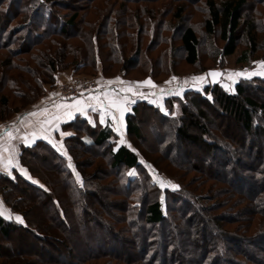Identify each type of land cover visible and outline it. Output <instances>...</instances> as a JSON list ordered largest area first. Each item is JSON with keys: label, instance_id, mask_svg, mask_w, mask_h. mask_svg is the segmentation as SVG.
I'll return each instance as SVG.
<instances>
[{"label": "trees", "instance_id": "obj_1", "mask_svg": "<svg viewBox=\"0 0 264 264\" xmlns=\"http://www.w3.org/2000/svg\"><path fill=\"white\" fill-rule=\"evenodd\" d=\"M77 1L0 0V122L51 96V87L67 79L58 77L63 72L101 78L120 75L127 81H133L128 75L133 71L145 72L141 79L159 83L174 72L179 59L195 66L199 63V24L211 61L231 56L243 45L237 62L250 63L255 58L264 62V0H191L200 15L195 24L190 22L193 15L184 0L164 1L159 6L147 4L152 0H140L147 3L131 10L127 1L137 0H117L116 4L115 0H79L82 4L72 5ZM165 13L169 22L163 19ZM162 30L168 36H163ZM217 32L220 46L213 42ZM152 48L159 53L154 59L146 55ZM19 83L24 87L22 92ZM218 83L210 84L204 93L186 90L180 98L164 96L167 112L157 104L136 100L125 115V136L132 147L117 145V136L107 125L90 126L77 116L63 125L74 133L62 139V151L43 139L20 145L18 162L28 176L15 169L10 174L0 172V199L23 223L0 216V235L8 239L16 233L33 241H47L31 223L34 208L20 207L24 200L32 203L31 193L49 205L53 227L69 230L72 216L85 238H97L99 227L104 226L110 237L118 235L121 242L138 248L134 260L129 254L123 261L119 259L124 264H264V101L245 91L264 87V78L258 84L237 82L233 92L223 91ZM4 88L13 91L16 105L9 106ZM172 101L179 105L177 116L170 113ZM205 108L232 111L244 134L227 136L218 127L211 133L201 123ZM139 111L151 114L157 128L167 132L158 133L155 143L145 151L156 154L182 176L194 172L196 178L185 184L135 144L134 140L142 139L138 122L149 121H134ZM250 135L263 143L255 144ZM174 141L193 148L196 157L203 160L201 164L182 162ZM216 154L224 159L216 160ZM83 157L88 160L85 164H81ZM99 158L101 163L96 161ZM33 162H47L53 175H40ZM90 163H94V170L87 171L83 166ZM145 163L171 181V188L160 189ZM130 172L135 174L130 176ZM106 178L110 180L105 182ZM57 186L65 192L62 201L54 193ZM102 188L115 199L114 208L106 210L99 205L95 196ZM108 221L115 231L106 226ZM54 245L52 253L58 257L51 259L54 264H120L113 259L117 255L110 258L103 251L63 261L59 258L64 252ZM46 253L50 258L51 253Z\"/></svg>", "mask_w": 264, "mask_h": 264}, {"label": "rangeland", "instance_id": "obj_2", "mask_svg": "<svg viewBox=\"0 0 264 264\" xmlns=\"http://www.w3.org/2000/svg\"><path fill=\"white\" fill-rule=\"evenodd\" d=\"M74 1V0H71ZM108 1H113L114 0H101V3H105ZM164 1H169V0H152L150 2H146V1H138L136 3L133 2H128L127 1V7H129V10L133 9V7L135 6H139V4L141 3H147L148 5L154 4L156 6L161 5L162 2ZM172 1V0H171ZM169 1V2H171ZM82 1H77L75 3H73L72 5L74 6H79ZM97 3V2H96ZM118 3L117 0H115V4ZM184 3L186 4V6L188 7L189 11L192 13L193 18L190 19V22L193 24L198 23L200 21V15L198 14L197 11H195L194 9V5L195 2L194 1H189V0H184ZM199 5V4H198ZM196 5V6H198ZM81 10V8H80ZM82 12V11H80ZM129 14V13H128ZM163 19L166 22L170 21V16L166 15V13L163 15ZM114 17L111 18V21L113 22ZM198 32L200 34V46H199V63L195 66H189L187 64H185L183 61H181L180 59L176 62V65L173 66L174 72H172L171 74L168 75V77H166L163 81L156 83L154 81H152L149 78H140L145 72H141V73H137V72H132L130 74H128L129 76L133 77V84H135L136 82H143V81H147V80H151L152 84L155 85V87L149 86V85H145V86H138V87H134V92L137 93H143V91H146L144 93V95L146 96V98H152V96H154L152 98V100H159L162 101V99L164 98V96L167 97H171V96H176V97H181L183 92L186 90H196V91H200L202 93H204V89L208 88L210 86V81L207 75V71L210 69H215V70H220L222 72L221 78L219 80V87L225 91V92H233L234 91V87L235 84L237 82H241V81H251L252 83H257L258 84V80L259 79H263L264 78V74H254V73H264V68L261 67L260 62H263L260 58L258 59H253L250 63H239L236 61L237 56L239 55L240 51L244 48L243 45H239L237 47V49L235 50V53L232 54L231 56L222 58L221 60H214L211 61L209 59V55H208V45H207V40H205V37L203 35V28H202V24H199L198 27ZM161 34L163 36H168V33L166 30H162ZM218 32L217 34H214L213 36V42L217 45L220 46V41L218 40ZM143 37V36H142ZM147 42V38L144 37L143 43L146 44ZM174 42V41H173ZM177 43L175 42L174 45H176ZM165 47V45H164ZM131 48V46H130ZM127 51V50H126ZM125 52H123V56H125ZM158 51L155 50V48H152L151 50H147L146 51V55L150 58V59H154L155 57H157L158 55ZM24 57H28L27 55H23ZM166 58L164 60H161V62H165ZM1 71V70H0ZM116 70H113L112 72H109V74H113ZM235 73H241V75L236 76L233 75ZM199 76H205V80L204 81H194L192 78L193 77H199ZM27 77V76H26ZM93 78L94 80H96V82L100 83V79L101 77L98 76H94V75H70L69 77H65L67 79L61 81V82H66L68 80H72V79H77V78ZM113 77V76H112ZM175 77V80H172V78ZM138 78V79H136ZM29 80V79H27ZM168 81H171V83H168ZM59 82V83H61ZM58 84V83H56ZM19 89H21L20 92H22L24 89L23 85H21L19 83ZM179 89H183V91L181 92L180 95H175L172 93H175L177 90ZM161 90H163V94L161 93ZM208 91V90H207ZM246 95H251L252 97H254L255 99H257V101H264V87H260V88H253L250 87L249 89H246ZM4 94H6V96H8V100L10 102L9 106H13L16 105V103H18L17 99L15 97H13V95L11 93H13L12 90L8 89V88H4L3 90ZM92 92V91H91ZM89 92V93H91ZM208 95V92H206ZM88 93L82 94L80 96H76V97H69V98H57V99H65V100H69V99H74V98H79L81 96H85ZM51 97H54L51 94ZM55 98V97H54ZM161 105V110L164 112H167V110L164 108V104H160ZM219 112H222V114H218ZM170 113L172 116H177L179 114V105L177 103V101H172L171 106H170ZM204 113H205V119L201 120V123L205 124V126L207 128H209V131L213 134L216 133V127H218L220 130L223 131V134L225 135H229V136H237L240 135L242 136L244 134L243 132V128L242 125L240 124V120L236 118V115L233 114V112H229V111H225L222 110L220 108H216L212 109V108H205L204 109ZM147 119L149 120L148 122L144 123V122H138L139 124V133L142 136L141 140H134L135 144L147 155V157L149 159H151L152 161H154L160 168H162L163 170L167 171L169 174L180 178L185 184L188 182V180H191L192 178H196L198 175L195 174L194 172H190V173H185L182 174L175 170L174 168H172L169 164H167L165 161L160 160L159 158H157L156 154L153 153H149L148 151H145L146 149H148V147H151L155 141H156V136L157 134H166L167 132H165V129L163 130H159L157 128V122L156 119L149 113H145L144 111H139L137 114V120L134 121H141L142 119ZM168 135V134H167ZM250 139L253 140V142L255 144H262V140H260L257 136H249ZM175 146L178 148L177 151V155L179 157V159L182 160V162H193V163H197L198 165L201 164L200 161L201 159L196 157V151L191 148L190 146H187V144H185L183 141H174ZM126 144L129 147H132V145L129 143V141L126 139ZM248 143H246L245 145H247ZM244 152H246V148H244ZM195 152H194V151ZM64 153V151H63ZM217 155V159L216 160H223V156L216 154ZM196 159H195V158ZM87 157H83V159H81V164L84 163ZM251 160V158H250ZM49 161V160H48ZM47 161V162H48ZM96 161L98 163H101V159H96ZM47 162H41V164H38L36 162H33V168L42 176L46 177L47 176H51V174L53 175L52 172H50V170L48 169L47 166ZM88 162H86L87 165ZM97 163V164H98ZM94 163H90L88 166L84 165L83 167H85V169L87 171H91L95 166L93 165ZM102 166L104 167L105 170V166L102 163ZM145 168L147 169L148 173L150 174L152 180H154L156 182V184L158 185V187L160 189H165V188H171V186L173 185L171 181L167 180L165 177H163L162 175H159L157 173H155L154 169L149 165L145 163ZM49 171H48V170ZM107 169V168H106ZM94 170V169H93ZM96 170V169H95ZM195 174V175H194ZM47 175V176H45ZM101 176V174H99ZM223 175V174H222ZM221 176V175H220ZM101 179V177H100ZM103 180V179H102ZM110 179L106 178L104 181L108 182ZM159 181H163L164 182V187H161ZM189 186L192 187L194 186L193 183H189ZM54 189V193L56 196H59V198L61 199V201L63 200V198L65 197V192L64 190L60 187L57 186V188H53ZM31 196V198L33 199L32 203L27 202V201H22L20 203V207L22 206V208H24V206H26L27 208H34L33 211L31 212L32 214L35 215L34 220H31V223H34L36 225V227L38 228V230L41 232L42 235L45 236V238L47 239V241H33L30 237H28L27 235H18L16 233H12L10 235V237L8 239L2 237L0 235V264H54L51 261V259H56L58 258L57 256H53L52 253V244H55L54 246H56L58 249H61L64 252V255L62 257H60V260L63 261H73L79 258H82L83 256L89 255L91 253H94L95 251H103L104 253L108 254V257H113V256H109V255H117L118 258L114 256L113 259H117L119 261L120 264H124L123 262H120L121 260L119 259H125V257H127V255H132L133 260L135 259V257L137 258L138 256V248L136 249L135 247L132 249L129 244H126L124 242H121L119 240L118 235H116L115 237H110L107 230L105 229L104 226H100L99 229L101 231L100 236L93 237L91 239L85 238L83 236V234H81V226L80 223L75 222V219L71 216L70 218V228L69 230H64L62 228H57V227H53L51 222L49 220H52L53 215L51 212V209L49 207L48 204H42V199L38 196H34L31 195V193H29ZM95 198L98 200L99 205L101 206V208L109 210L110 208H112L114 205H112V201L115 200L113 199V197H109L108 193L102 188L96 191V196ZM114 208V207H113ZM0 211H3L4 215L2 216L4 219H12L15 220L16 216H19L16 213H13L9 210V208L7 206H5L1 199H0ZM95 216V215H94ZM20 217V216H19ZM42 219V221H40L39 219ZM97 218V217H95ZM36 219V220H35ZM39 221H38V220ZM80 219V218H79ZM103 219V218H102ZM101 220V219H100ZM109 225V227L111 226L110 221H108V224H106V226ZM112 227V226H111ZM110 227V228H111ZM50 230L48 231V230ZM111 231H115L113 229V227L110 229ZM206 239L209 238L208 236V232H206ZM211 237V236H210ZM258 244H261L260 242H256ZM231 247L234 246V244L230 243ZM46 251L50 252L51 257L48 258V254L46 253ZM69 251V255H67L66 253ZM106 257V258H108ZM42 261H46L44 263L41 262ZM221 264V263H219Z\"/></svg>", "mask_w": 264, "mask_h": 264}, {"label": "crops", "instance_id": "obj_3", "mask_svg": "<svg viewBox=\"0 0 264 264\" xmlns=\"http://www.w3.org/2000/svg\"><path fill=\"white\" fill-rule=\"evenodd\" d=\"M67 76H70L69 72H63L58 77L62 79ZM108 81H113V83L109 84ZM120 81L133 83V81H127L120 75L101 78L99 86L85 96L69 100L45 96L27 106L24 110L14 114L10 119L0 122V161H2L0 162V172L10 174L12 170L15 169L26 176L25 170L18 162L19 146L30 145L37 139H43L48 143L51 141L50 144L52 146L55 144L59 147L62 145L61 141L64 137L74 133L72 129L63 128V125L73 120L76 116L85 119L90 126L102 127L107 125L116 134L117 145L120 144L119 141L121 138L124 140L123 144H126L125 115L130 112L133 103L136 100H145L148 103L157 104V106L161 108L160 104H163V101L152 100L154 96H152V98H146L144 95L146 91H143V95L120 92V89L128 86V83L122 84ZM103 93H110L111 95L109 98L128 97V100L124 103L125 111L122 119H120V113L115 108H107L108 100L105 99ZM117 93L119 96H117ZM92 96H99L100 100L96 101L89 99V97ZM77 100L83 101L85 106L91 104L95 106L97 110L93 111L92 108L85 107L84 112H79L75 108L70 107L57 108V105H74ZM101 102L105 106L104 108H101ZM45 109H47V112L43 111ZM68 112H71V115H67L66 113ZM101 112L104 114L103 123L100 122ZM30 113H37V115L33 116L30 115ZM113 115L117 117L119 122L112 119ZM54 116H58L59 119L54 120L52 125H43L48 131H42V123ZM117 128L120 129L119 132L116 131ZM9 133L11 134L10 136ZM33 133H35V136H33ZM83 139L90 141L88 136H84ZM57 147L55 148L57 149ZM62 148H60L59 151H62ZM9 160H11L12 166L5 169V164H7Z\"/></svg>", "mask_w": 264, "mask_h": 264}, {"label": "snow or ice", "instance_id": "obj_4", "mask_svg": "<svg viewBox=\"0 0 264 264\" xmlns=\"http://www.w3.org/2000/svg\"><path fill=\"white\" fill-rule=\"evenodd\" d=\"M260 65H261L262 68H264V62H260ZM254 74H264V73H254ZM207 75L215 78V77L220 76L221 73H219V72H210ZM233 75L239 76V75H241V73H235ZM175 79H176L175 77L172 78V80H175ZM192 79L194 81L200 82V81H204L206 78H205V76H199V77H193ZM108 83L111 84V83H113V81H108ZM120 83H122V84L123 83H128V86L127 87L122 88V89L119 90L120 92H123V93H133L134 95H136V94L143 95L142 93H136V92H134V87L145 86V85H149V86L155 87V85L152 84V81L151 80H147V81H143V82H136L135 84L129 83V82H124V81H120ZM168 83H171V81H168ZM182 91H183V89H179L175 93H172V94L180 95ZM161 93L163 94V90H161ZM103 95H104L105 99L108 100L107 108L108 109L115 108L120 113V119H122L123 118L124 111H125V109H124V103L128 100V97L127 96H124L122 98H109L110 95H111L110 93H103ZM117 96H119L118 93H117ZM89 99L99 101L100 100V97L99 96H92V97H89ZM100 106H101V108H104L105 107L102 102H101V105ZM59 107L75 108L79 112H84L85 111V107H90V108H92L93 111H96L97 110L96 107L93 106V105H91V104L85 106L84 103H83V101H80V100H77L74 105H67V106H65V105H57V108H59ZM43 111L47 112V109H45ZM66 114L67 115H71V112H68ZM30 115L36 116L37 113H30ZM58 119H59L58 116H54L51 119H48V120L44 121L42 123V131H44V132H47L48 131V129L47 128H44L43 125H52L53 124V121L54 120H58ZM112 119L113 120H117V117L115 115H113L112 116ZM100 122L101 123L104 122V114H103V112H101ZM117 122H119V121L117 120ZM116 131L119 132L120 129L117 128ZM10 135L11 134L9 133V136ZM33 136H35V133H33ZM49 143H51V141H49ZM119 143L120 144H123L124 143L123 138H121V140L119 141ZM53 147H57V145L53 144ZM62 147L63 146L60 145L59 147H57V150L59 151L60 148H62ZM63 154L66 155V153H63ZM70 160H71V158L69 157V161ZM0 162H2V161H0ZM10 166H12L11 160H9L7 162V164H5V169L9 168ZM68 167L69 168H72L73 165L69 162ZM21 171H23V170H21ZM134 174H135L134 172H130L129 173L130 176L131 175H134ZM76 179H77V181H80L82 183L81 178H80V176L78 174L76 176ZM33 183H35V181H33ZM159 183H160L161 187H164V182L163 181H159ZM3 215H4L3 211H0V216H3ZM15 219L19 223H23V220H22L21 217L16 216Z\"/></svg>", "mask_w": 264, "mask_h": 264}, {"label": "built area", "instance_id": "obj_5", "mask_svg": "<svg viewBox=\"0 0 264 264\" xmlns=\"http://www.w3.org/2000/svg\"><path fill=\"white\" fill-rule=\"evenodd\" d=\"M97 87L98 83L93 78L81 77L53 85L50 93L55 98H69L89 93Z\"/></svg>", "mask_w": 264, "mask_h": 264}, {"label": "water", "instance_id": "obj_6", "mask_svg": "<svg viewBox=\"0 0 264 264\" xmlns=\"http://www.w3.org/2000/svg\"><path fill=\"white\" fill-rule=\"evenodd\" d=\"M210 72H219V73H221L220 70L210 69V70L207 71V74L210 73ZM221 74H222V73H221ZM220 77H221V75L218 76V77H215V78H213V77H211V76H208L209 81H210V84H211V85H215V84H217L218 81L220 80Z\"/></svg>", "mask_w": 264, "mask_h": 264}]
</instances>
